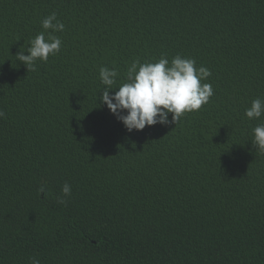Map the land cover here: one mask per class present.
<instances>
[{"label":"trees","instance_id":"1","mask_svg":"<svg viewBox=\"0 0 264 264\" xmlns=\"http://www.w3.org/2000/svg\"><path fill=\"white\" fill-rule=\"evenodd\" d=\"M53 12L61 50L27 70L15 55ZM162 55L208 68L214 95L129 133L99 69L118 87ZM256 98L264 0H0V264H264Z\"/></svg>","mask_w":264,"mask_h":264},{"label":"clouds","instance_id":"2","mask_svg":"<svg viewBox=\"0 0 264 264\" xmlns=\"http://www.w3.org/2000/svg\"><path fill=\"white\" fill-rule=\"evenodd\" d=\"M41 26L44 31L30 39L27 48L21 46L15 55L16 61L25 65L27 70L35 71L37 60L46 63L49 56L57 55L62 47V40L55 33L63 32L65 26L57 19V14L53 12L46 16ZM211 74L204 66L196 67L194 59L176 55L169 61L162 55L156 62L133 61L127 67L126 82L114 87L117 70L100 67L99 79L105 87L98 99L129 133L157 123L176 124L185 113L198 111L214 95L212 85L203 83ZM111 90L115 91L110 94ZM244 114L250 121H259L264 117V99H253ZM4 116L0 110V118ZM252 136V145L264 153V122L252 129ZM44 190L42 185L39 191L43 193ZM71 193V185L65 183L57 202L66 205V197ZM31 264H40V260L31 258Z\"/></svg>","mask_w":264,"mask_h":264}]
</instances>
